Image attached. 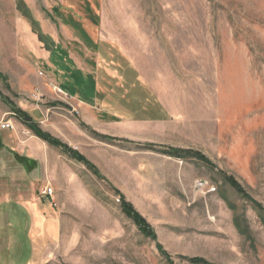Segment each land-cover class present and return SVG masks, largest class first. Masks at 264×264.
Instances as JSON below:
<instances>
[{"label": "rangeland", "instance_id": "obj_1", "mask_svg": "<svg viewBox=\"0 0 264 264\" xmlns=\"http://www.w3.org/2000/svg\"><path fill=\"white\" fill-rule=\"evenodd\" d=\"M17 1L0 0L3 134L39 142L64 174L59 190H30L38 211L13 204L0 264H264V0H24V15ZM12 101L102 178L34 136ZM26 243L33 259L16 262Z\"/></svg>", "mask_w": 264, "mask_h": 264}, {"label": "crops", "instance_id": "obj_2", "mask_svg": "<svg viewBox=\"0 0 264 264\" xmlns=\"http://www.w3.org/2000/svg\"><path fill=\"white\" fill-rule=\"evenodd\" d=\"M12 103L38 123V121L33 118L30 111L31 109L24 107L23 105H17L13 101ZM76 104L79 110L81 109V115L89 124L93 125V122L98 120L96 117L97 113L90 110V104L81 101L80 99H78V101L76 100ZM81 104L85 107H82ZM8 107L11 112L10 106ZM102 113L103 112H101V114ZM106 117L112 119L107 113ZM4 131L7 130H1L0 132V226L3 224L2 228H6L7 225L10 227V221L12 220L10 210L15 208L13 204L24 202V208L27 206V208H31L34 212L38 211L36 198L34 197L30 199V195L32 194L30 190L34 188L33 191L36 192L35 188L38 183H48L53 185L54 189L56 188V190H59V188H61L60 186L63 185L61 178L62 174H64L63 167L60 166L62 162L61 157H42L40 155L41 151H38V147H40L39 142L32 141L31 143H26L23 147H16L15 140L6 139V134H3ZM80 145L83 146V143L78 144V146ZM14 152L22 156L18 157L16 160L13 156ZM43 206L46 207V203L43 204ZM16 243L19 242L16 241ZM10 245V239L4 236L0 239V252H12V250H10ZM26 251L29 253L26 256L20 255L19 258L14 257L13 259L16 262L17 259L21 260L22 258H25L26 262L33 259V253L29 247V243H26Z\"/></svg>", "mask_w": 264, "mask_h": 264}, {"label": "trees", "instance_id": "obj_3", "mask_svg": "<svg viewBox=\"0 0 264 264\" xmlns=\"http://www.w3.org/2000/svg\"><path fill=\"white\" fill-rule=\"evenodd\" d=\"M17 6L20 9V11H22L23 15L25 12L28 13V9L26 10V4L24 2V0H18L17 1ZM29 14V13H28ZM32 23V27L34 28L35 31L40 32V28L37 26L36 21L33 20ZM0 78L5 80L6 77L3 74H0ZM4 85L10 89V85L7 83H4ZM91 89V87H90ZM86 91L85 90V94H87L89 92V90ZM85 94H82L83 96H86ZM0 97L2 98L3 101H5L7 103V98L5 96H3L0 92ZM6 98V99H3ZM10 108H11V112L14 113V115L16 117H18L19 121L36 137H38L39 139L43 140L44 142L53 145V146H57L60 147L62 149L63 152H65L66 154L70 155L72 158H74L75 160L79 161L80 163H83L84 165L87 166V168L89 170L92 171V173L94 175H96L99 178H102V176L100 175L97 167L90 162L86 157H84L81 153L73 150L68 144L63 143L62 141H60L58 138L52 136L50 133H48L47 131L42 130V128H40L39 123L35 122L31 116H29L27 113H25L24 111H22L21 109H19L18 107H16L12 102H8ZM4 130H8V129H4ZM1 132V130H0ZM175 155H181L183 156V153H190L192 154L193 157L199 158L200 160L206 161V158L204 157V155H202L200 152L198 151H184V150H178V149H174ZM14 158L17 160L18 157L22 156L19 155L17 153H13ZM225 181H227L234 189H236L239 192H244V189L241 187V185L238 183V181L228 175L224 177ZM116 193H118V191H116ZM245 194V193H244ZM119 201L121 202V207L122 209L128 214L130 215L135 224L139 227V229L146 235H149L151 237L156 238V234L154 232H152V230H150L148 227V223L146 222L145 218L139 213L137 212L134 207L132 206V204L130 202H127L124 198V196L122 194L119 195ZM237 219L235 218L234 223L237 226ZM190 261H192L195 264H207L204 260L199 259L198 257L195 258H191Z\"/></svg>", "mask_w": 264, "mask_h": 264}, {"label": "built area", "instance_id": "obj_4", "mask_svg": "<svg viewBox=\"0 0 264 264\" xmlns=\"http://www.w3.org/2000/svg\"><path fill=\"white\" fill-rule=\"evenodd\" d=\"M53 89L59 95H62L64 97V99H68L69 98V95L66 92H64L60 87L53 86ZM11 128H13V124H12L11 120L4 119V118L0 120V130L11 129ZM202 182H199V185L198 186H200V187H207V182H205V181H202ZM209 191L210 192L214 191V188L213 187L209 188ZM39 192H40L41 195L47 196V197H49V198L52 199V196H53V189H52V187L45 186L42 189H40Z\"/></svg>", "mask_w": 264, "mask_h": 264}]
</instances>
